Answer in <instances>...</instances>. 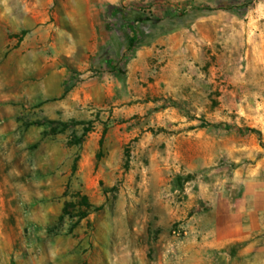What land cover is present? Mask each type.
Segmentation results:
<instances>
[{"label":"rangeland","instance_id":"obj_1","mask_svg":"<svg viewBox=\"0 0 264 264\" xmlns=\"http://www.w3.org/2000/svg\"><path fill=\"white\" fill-rule=\"evenodd\" d=\"M0 264H264V0H0Z\"/></svg>","mask_w":264,"mask_h":264},{"label":"crops","instance_id":"obj_2","mask_svg":"<svg viewBox=\"0 0 264 264\" xmlns=\"http://www.w3.org/2000/svg\"><path fill=\"white\" fill-rule=\"evenodd\" d=\"M47 2H49V5H50V0H47ZM50 26H48V28H49ZM102 35H105V33H104V26L102 27ZM64 94H62V95H60V97H62ZM246 239V236H238V237H235V238H232V239H230V241H242V240H245Z\"/></svg>","mask_w":264,"mask_h":264},{"label":"trees","instance_id":"obj_3","mask_svg":"<svg viewBox=\"0 0 264 264\" xmlns=\"http://www.w3.org/2000/svg\"><path fill=\"white\" fill-rule=\"evenodd\" d=\"M250 132H254L255 131V129H252V128H249L248 129ZM85 216V215H84Z\"/></svg>","mask_w":264,"mask_h":264}]
</instances>
